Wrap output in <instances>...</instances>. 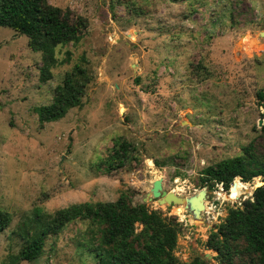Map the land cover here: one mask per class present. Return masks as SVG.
<instances>
[{
	"label": "rangeland",
	"instance_id": "374dc122",
	"mask_svg": "<svg viewBox=\"0 0 264 264\" xmlns=\"http://www.w3.org/2000/svg\"><path fill=\"white\" fill-rule=\"evenodd\" d=\"M49 2L85 17L88 26L80 42L57 48L67 62L45 82L41 52L27 35L0 26V209L13 217L0 234V264H98L82 220L50 236L39 259L20 258L24 223L30 228L38 216L116 200L124 191L134 203L177 217L182 262L220 264L206 241L262 177L244 182L249 190L207 187L200 214L144 199L159 178L165 190L197 195L206 167L252 141L261 144L264 105L256 94L264 89V0ZM76 65L91 77L83 105L41 124L35 108L53 101ZM119 137L136 146L138 158L107 172Z\"/></svg>",
	"mask_w": 264,
	"mask_h": 264
},
{
	"label": "trees",
	"instance_id": "16d2710c",
	"mask_svg": "<svg viewBox=\"0 0 264 264\" xmlns=\"http://www.w3.org/2000/svg\"><path fill=\"white\" fill-rule=\"evenodd\" d=\"M0 26L27 35L30 48L41 52V79L45 82L52 78L55 66L67 62L58 59L57 48L80 42L88 24L85 17L49 0H0ZM90 81L81 65L67 71L63 82L55 88L53 101L35 108L41 124L60 120L70 109L81 107ZM256 96L259 104L264 105V89L258 90ZM261 137V144L252 141L243 147L242 153L206 167L201 186L214 189L222 184L229 190L237 178V192L242 186L249 190L244 182L256 177L264 181V125ZM135 152L136 146L131 141L117 138L105 161L107 172L137 159ZM12 220L10 212L0 209V234ZM77 220L89 224V251L98 264H208L200 257L182 262L175 253L182 229L177 217L164 215L146 203H134L128 191L116 200L73 203L46 217L38 216L30 228L24 223L25 243L19 257L29 261L39 259L47 239ZM206 246L217 252L220 264H264V184L255 188L240 206L229 209L225 220L210 233Z\"/></svg>",
	"mask_w": 264,
	"mask_h": 264
},
{
	"label": "water",
	"instance_id": "95a60500",
	"mask_svg": "<svg viewBox=\"0 0 264 264\" xmlns=\"http://www.w3.org/2000/svg\"><path fill=\"white\" fill-rule=\"evenodd\" d=\"M190 123V122H189ZM264 125V120L260 121V126L262 127ZM264 184V181H258L255 188L261 186ZM236 187V183H233L232 188ZM208 196V189L207 187L202 188L197 195H191V196H184L179 195L172 190H165L163 185L162 178L156 179L153 182V187L151 188V191L147 193L144 201H153L154 199H157L159 204L167 203L168 205H185V207L191 211V213L202 212L204 210V203L203 199L206 200ZM199 199L201 200L199 202Z\"/></svg>",
	"mask_w": 264,
	"mask_h": 264
},
{
	"label": "bare ground",
	"instance_id": "6f19581e",
	"mask_svg": "<svg viewBox=\"0 0 264 264\" xmlns=\"http://www.w3.org/2000/svg\"><path fill=\"white\" fill-rule=\"evenodd\" d=\"M175 192V191H174ZM176 193V192H175ZM201 200L199 199V202H200ZM203 203H204V200H203Z\"/></svg>",
	"mask_w": 264,
	"mask_h": 264
}]
</instances>
